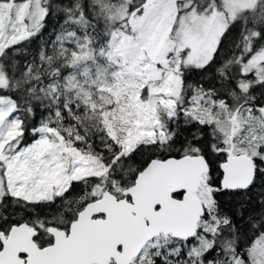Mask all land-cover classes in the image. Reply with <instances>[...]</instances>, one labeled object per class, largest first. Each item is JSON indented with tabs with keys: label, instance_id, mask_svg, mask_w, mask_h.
I'll list each match as a JSON object with an SVG mask.
<instances>
[{
	"label": "snow or ice",
	"instance_id": "snow-or-ice-1",
	"mask_svg": "<svg viewBox=\"0 0 264 264\" xmlns=\"http://www.w3.org/2000/svg\"><path fill=\"white\" fill-rule=\"evenodd\" d=\"M0 264H264V0H0Z\"/></svg>",
	"mask_w": 264,
	"mask_h": 264
},
{
	"label": "trees",
	"instance_id": "trees-1",
	"mask_svg": "<svg viewBox=\"0 0 264 264\" xmlns=\"http://www.w3.org/2000/svg\"><path fill=\"white\" fill-rule=\"evenodd\" d=\"M52 23H55V21H53ZM53 32V28L51 27V25H49V28H48V32L45 33L44 35V39H48V36Z\"/></svg>",
	"mask_w": 264,
	"mask_h": 264
}]
</instances>
